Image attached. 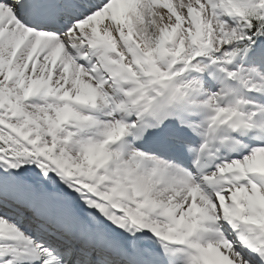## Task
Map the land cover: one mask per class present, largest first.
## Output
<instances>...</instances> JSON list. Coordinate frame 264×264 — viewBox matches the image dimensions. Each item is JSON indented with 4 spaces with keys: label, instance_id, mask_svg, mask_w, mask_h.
Masks as SVG:
<instances>
[{
    "label": "snow or ice",
    "instance_id": "obj_1",
    "mask_svg": "<svg viewBox=\"0 0 264 264\" xmlns=\"http://www.w3.org/2000/svg\"><path fill=\"white\" fill-rule=\"evenodd\" d=\"M0 264H264V0H0Z\"/></svg>",
    "mask_w": 264,
    "mask_h": 264
}]
</instances>
